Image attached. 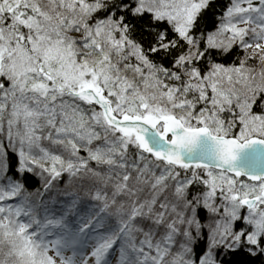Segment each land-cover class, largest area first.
Segmentation results:
<instances>
[{
    "label": "snow or ice",
    "instance_id": "6c2138e0",
    "mask_svg": "<svg viewBox=\"0 0 264 264\" xmlns=\"http://www.w3.org/2000/svg\"><path fill=\"white\" fill-rule=\"evenodd\" d=\"M217 3L0 0V264H264V0Z\"/></svg>",
    "mask_w": 264,
    "mask_h": 264
},
{
    "label": "trees",
    "instance_id": "16d2710c",
    "mask_svg": "<svg viewBox=\"0 0 264 264\" xmlns=\"http://www.w3.org/2000/svg\"><path fill=\"white\" fill-rule=\"evenodd\" d=\"M230 2H231V0H218V3H217L216 8H215L217 16H219L221 14V12L226 9V7L230 4ZM218 23H219V20L216 17L206 16L204 21H203V27L207 31H214ZM237 55L242 56L243 54L240 52H234L232 55L226 56V57L217 56L216 62L223 63L225 65H231L234 62H238L237 61ZM249 63L253 64L257 68V70H259L260 65L255 64V62H252V61H250ZM166 66H168V65H166ZM223 118L227 120V119H230L231 117L228 116L227 114H225ZM67 180H68L67 173H64L62 175V177L60 178V181H59L57 187L63 189L65 184L67 183ZM27 186H28L29 190H34L35 188L40 187L41 184H40L39 176L31 175L30 182L28 183ZM109 223L115 224V219L114 218L111 219L109 221ZM50 254H52V253H50ZM236 258L239 259V257H236Z\"/></svg>",
    "mask_w": 264,
    "mask_h": 264
},
{
    "label": "rangeland",
    "instance_id": "374dc122",
    "mask_svg": "<svg viewBox=\"0 0 264 264\" xmlns=\"http://www.w3.org/2000/svg\"><path fill=\"white\" fill-rule=\"evenodd\" d=\"M71 253L69 252V253H67V255H70Z\"/></svg>",
    "mask_w": 264,
    "mask_h": 264
}]
</instances>
